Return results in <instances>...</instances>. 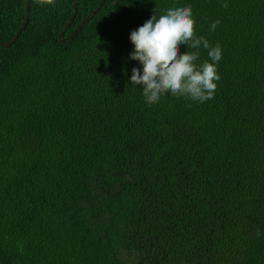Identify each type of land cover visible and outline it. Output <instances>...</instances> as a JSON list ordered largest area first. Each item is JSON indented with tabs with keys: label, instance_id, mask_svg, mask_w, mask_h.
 Returning a JSON list of instances; mask_svg holds the SVG:
<instances>
[{
	"label": "trees",
	"instance_id": "1",
	"mask_svg": "<svg viewBox=\"0 0 264 264\" xmlns=\"http://www.w3.org/2000/svg\"><path fill=\"white\" fill-rule=\"evenodd\" d=\"M183 5L214 98L149 105L129 33ZM0 264H264V0H0Z\"/></svg>",
	"mask_w": 264,
	"mask_h": 264
},
{
	"label": "clouds",
	"instance_id": "2",
	"mask_svg": "<svg viewBox=\"0 0 264 264\" xmlns=\"http://www.w3.org/2000/svg\"><path fill=\"white\" fill-rule=\"evenodd\" d=\"M38 2L52 5L54 0ZM221 6L227 8L228 4ZM195 23L191 5L174 6L159 16L153 13L130 31L133 49L128 58L141 66L131 69L130 84L142 88L147 104L158 103L167 94L199 103L214 98L222 49L219 43L213 46L204 36H197ZM219 24V20L214 21L209 30L215 31ZM181 46L191 51L181 52ZM201 48L207 50L208 56L203 62H200ZM256 234L261 233L257 230Z\"/></svg>",
	"mask_w": 264,
	"mask_h": 264
},
{
	"label": "water",
	"instance_id": "3",
	"mask_svg": "<svg viewBox=\"0 0 264 264\" xmlns=\"http://www.w3.org/2000/svg\"><path fill=\"white\" fill-rule=\"evenodd\" d=\"M74 32H76V30Z\"/></svg>",
	"mask_w": 264,
	"mask_h": 264
}]
</instances>
